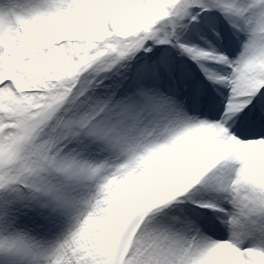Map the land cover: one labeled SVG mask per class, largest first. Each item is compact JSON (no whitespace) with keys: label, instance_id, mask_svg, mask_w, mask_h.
Returning a JSON list of instances; mask_svg holds the SVG:
<instances>
[{"label":"snow or ice","instance_id":"snow-or-ice-1","mask_svg":"<svg viewBox=\"0 0 264 264\" xmlns=\"http://www.w3.org/2000/svg\"><path fill=\"white\" fill-rule=\"evenodd\" d=\"M0 264H264V0H0Z\"/></svg>","mask_w":264,"mask_h":264}]
</instances>
